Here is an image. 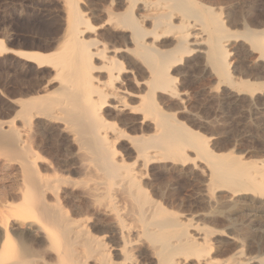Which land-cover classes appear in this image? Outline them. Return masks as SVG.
Segmentation results:
<instances>
[{
  "label": "bare ground",
  "instance_id": "1",
  "mask_svg": "<svg viewBox=\"0 0 264 264\" xmlns=\"http://www.w3.org/2000/svg\"><path fill=\"white\" fill-rule=\"evenodd\" d=\"M99 2L60 0L62 35L49 53L10 52L0 40L1 56L49 68L56 84L1 101L0 175L15 181H0V264H264V161L214 153L162 103L180 97L175 72L196 55L216 91L260 90L264 82L233 80L230 45L240 39L264 64V29L230 32L204 0ZM189 152L209 171L201 201L212 203L214 188L256 197L229 212L257 220L228 215L221 226L222 212L195 220L166 208L146 171L183 164Z\"/></svg>",
  "mask_w": 264,
  "mask_h": 264
},
{
  "label": "rangeland",
  "instance_id": "2",
  "mask_svg": "<svg viewBox=\"0 0 264 264\" xmlns=\"http://www.w3.org/2000/svg\"><path fill=\"white\" fill-rule=\"evenodd\" d=\"M99 1L101 0H83V3L85 5L102 3ZM204 1L207 2V6L215 7L214 11L218 12L220 10L221 19L224 21L225 27L230 29V32L235 31L237 33L238 31L239 33L242 30L241 28H245V25L246 28H252L251 30L264 29V0ZM61 21L63 22V13L61 12L60 0H0V40L10 52L37 51L49 53L53 51L52 48L62 35L63 23ZM243 43L240 39H237V41L234 39L232 45H230V52H233V57H231L232 78L233 80L236 79L234 81L240 79V81L247 80L250 83L257 82L255 85L263 84L264 64L263 62H256V55L248 51V46ZM231 48H234V50ZM198 57L197 55L194 56L192 60L189 59L188 63H183L177 68L178 72L176 70L175 77H177L176 84L179 87L180 97L176 100L163 97L164 111L174 115L178 121L184 123L188 128L190 127V129L198 131L201 135L209 138L208 145L214 153H231L243 162L259 163L262 160L264 161V84L259 85L260 87L257 86L256 88L260 90L255 91L253 94L244 91L236 92L228 87H222L216 91L214 89L215 82H213L215 80L210 76V68L205 67L204 60ZM52 74L49 68L42 67L38 69L34 63L26 62L13 53L0 55V121L4 120L2 117L4 109L1 106V101L7 98V94L12 95V97L9 96L12 99L15 98L13 94L24 96L27 93L26 95L30 96L34 93L35 95V92H40L41 88L43 89L45 86H48L47 89L49 88L50 91L54 88L53 86H56L55 83H50L53 77ZM129 76L126 75L128 81L131 80ZM212 87L213 90H209ZM193 153H187L190 156L188 155L183 163L184 167L180 163L179 165L177 163L161 162L152 165L146 171L145 182L149 190H153L154 193L158 194L155 193L159 197L157 199H160L166 208L172 211L175 210L176 213L181 212V216H179L180 213L177 214L181 219H184L185 215V219L187 216L188 219H195L196 215L193 214L200 213L203 210L204 212L211 211L215 215L222 212L225 216L218 213L219 217L223 219L220 220L221 226H227L230 223L229 218H227L228 215L230 218L242 221L244 225L257 220L256 218L243 217L242 214L236 211V213L229 212L230 207L236 201H239L237 202L239 206L250 204L249 207H252L255 204L259 205L261 201L256 197L253 198L249 195L234 197L229 191H223L224 189L215 191V188L212 187L214 191L210 190L213 191L214 202L212 201L208 205L201 201L202 195L208 189L204 186H207L206 180L209 171L205 168L206 165L198 160L194 155L195 153ZM127 157L131 159L133 154L128 152ZM194 157L197 160H194ZM3 175L5 174L0 175V178L4 177L0 181L4 182L5 185L14 187L12 180L15 181V175ZM250 197L252 198L250 199ZM253 199H255L254 202ZM238 214L242 215V218H237ZM189 215L191 218H189ZM224 217H226V221ZM245 247L246 255L248 254V257L250 254L253 255L254 245L249 240H246ZM227 249L230 250V247ZM226 255L230 254L222 252L218 253L216 257L219 259L223 257L222 259H224V257H227Z\"/></svg>",
  "mask_w": 264,
  "mask_h": 264
}]
</instances>
